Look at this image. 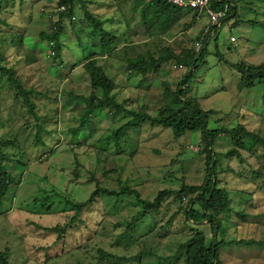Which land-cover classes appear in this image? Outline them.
Returning <instances> with one entry per match:
<instances>
[{
	"label": "rangeland",
	"instance_id": "374dc122",
	"mask_svg": "<svg viewBox=\"0 0 264 264\" xmlns=\"http://www.w3.org/2000/svg\"><path fill=\"white\" fill-rule=\"evenodd\" d=\"M28 1L35 2L33 6L22 9L18 0L5 1L0 8L1 33L8 36V33L24 32L22 39L16 35L5 42L6 61L13 63L23 73L32 72L45 79L41 84L38 82L39 89H45L51 83L59 94L55 97L46 94L34 96L37 113L45 119L48 131L53 134L44 132L48 145L38 147L35 128L23 125L27 110H22L19 101H15L13 90L4 87L5 77L0 76V106L5 117L4 123L0 119V137L6 134L3 138L15 140L13 145L7 147V152H15L14 146H21L25 150L3 164V168L10 171L15 180L4 199V207L0 209V249L9 251V264H184L185 249L176 251L180 243L196 231L204 232L210 239L212 226L209 222L195 224L188 221L184 210L188 200L180 202L174 196L154 214L153 223L151 218H146L139 223L135 232H128L127 224L135 222L139 216L140 207L134 195L124 197L126 200L119 204L103 194L105 199L101 197L97 203L83 209L76 224L67 233L65 243L61 241L59 244L58 250L65 248L69 253L66 252L62 258L56 256L51 261L46 260L42 247L53 244L58 234L44 227L69 223L75 213L71 205L62 203L63 197L54 194V185L74 201L89 199L96 188V180L100 186L114 190H119L122 183L130 185L138 189L143 197L154 199L162 189L175 190L184 184L203 183L207 170L204 158L199 155L203 144L201 131H188L175 139L169 128L144 122L140 130L129 129V135H122L119 142L106 140L111 131L126 121L121 118L123 114L113 108L97 110L87 127L78 136H73L72 129L79 125L87 107L84 100L76 97L88 96L91 92L82 64L94 53L100 55V63L105 66L108 75L116 80V98L124 101L128 109L139 110L148 105L156 114L161 103L172 98L171 93H165V83L175 89L184 74L183 69L173 65L163 68L156 77L145 80L140 74L129 72L127 60L136 58L152 45L153 40L149 38L139 12L134 8L136 0L120 1L123 18L118 13L111 24L120 33L129 25L127 35L132 42H122L108 55H103L101 48L93 45L91 40L80 45L78 29H74L68 18L64 19L61 40L66 61L63 67L54 66L52 43H46L40 35L43 31L51 32L54 22L59 19L56 13L58 0ZM93 2L91 7L95 12H114L108 4L111 0ZM255 5L256 9L260 7L257 15L251 9H242L240 5L239 16L245 13L247 18L264 21V1H256ZM240 17H231L224 22L217 38L211 36L208 63L201 65L197 71L193 90L204 109L216 110V114L211 115L210 128H232L244 124L264 138V84L239 91L241 73L231 65L242 61L255 65L264 62V28L253 26L250 21L242 22ZM204 23V18L197 23L195 21L187 31L180 30L178 26L168 35V40L180 51L184 46L183 38L193 40L200 32L199 26ZM232 36L236 41L231 40ZM217 44L224 55L223 59L217 56ZM29 63L30 71L27 70ZM72 92L74 96L69 100ZM10 115L13 120L7 123ZM33 121L31 117L30 124H34ZM246 141L247 148H251L254 140ZM232 145L231 137L223 134L215 149L224 153ZM52 149L56 151L51 153ZM262 151L261 147L257 149V153ZM242 152L245 161L223 157L219 168L220 186H225L232 198L230 211H225L222 216V235L226 240H260L264 239V176L256 184L247 182L243 177L250 176L253 170L263 169L255 154L249 150ZM115 168H119L120 177L111 171ZM256 185L261 188L254 197L252 194ZM48 194L53 212L43 216L22 210L33 208L30 205L37 195L47 201ZM40 203L43 204L42 201ZM42 207L41 204L37 205L38 210H45ZM196 208L200 209V206ZM141 249L145 251L142 261L128 260ZM108 253L111 255L108 256ZM221 260L223 264H264V246H223Z\"/></svg>",
	"mask_w": 264,
	"mask_h": 264
},
{
	"label": "trees",
	"instance_id": "16d2710c",
	"mask_svg": "<svg viewBox=\"0 0 264 264\" xmlns=\"http://www.w3.org/2000/svg\"><path fill=\"white\" fill-rule=\"evenodd\" d=\"M5 1L15 0H0V8L5 4ZM18 1L20 8L22 9L28 8L35 2L28 0ZM111 1L112 2L108 4L110 8L114 9V12L110 13L107 11L105 13H100L92 10L91 5L94 4L93 0H58L56 13L59 16V19L54 22V27L51 32L43 31L40 33L43 41L46 43H52L51 56L55 59L54 66H65L64 63L66 57L63 42L61 40V32L64 29V19L66 18L72 22L75 30L78 29L77 34L80 45L83 44V42L91 40L93 45H98L101 48L103 55L110 54L122 42H132L128 37L129 35H127L128 27H130L129 25H126L125 31H122L121 33L116 27L111 26V24H113L112 22L118 16L117 14L121 13L119 2L123 0ZM211 1L212 6L215 9L223 7L226 2L231 4L230 16L227 19L229 20L231 17H240V5L242 6V9L246 11L251 9V11H254L257 15L260 7L257 6L258 9L254 8L256 6V1L264 0ZM134 8L138 10L141 23L144 24L149 38L153 40H151L152 43L150 41L152 45L144 51H141L136 58L127 60V68L129 69V72L131 74H140L145 80L147 78L151 79L152 77H156L163 68L173 65L175 68L180 67V70L183 69L184 74L175 89H171V85L165 83V93L166 91L169 94L171 93L172 98L167 102L161 103L156 114L152 108H148V105L142 106L139 110L128 109L124 101L120 102L116 98L114 93V90L118 86L116 80L108 75L105 66L100 63V55L94 53V56L87 58L82 64L89 78L88 84L91 92L88 96L78 95L76 97L84 100L87 107L82 113L79 125L72 129L73 136H78L80 132L87 127L92 115L97 110L105 107L113 108L116 112L123 114L121 118L126 119L125 123L107 135L106 140L119 142L122 135H129V129L140 130L141 125L144 122H150L154 126L162 125L169 128L175 139L182 137L188 131H201L203 133V144L199 151V155H201L205 161L207 170L206 179L203 183L198 185L184 184L180 189H162L154 199L143 197L138 189H135L130 185L122 183L119 190H114L100 186L98 184L99 181L96 180V188L89 199L85 201H74L70 199L68 194H63L62 192L64 191L57 189L54 185V194L63 197L61 200L62 203L64 202L65 205H71V208L74 209L75 213L69 223L53 227H44L46 230H51L58 234V237L53 244L47 247H42L45 252L46 260L51 261L56 256L61 258L65 256L67 251H65V248L62 251L58 250L59 244L67 238V233L70 228L76 224L83 209L87 206L94 205L99 201V198L101 199V197L102 199H105L103 194L110 199L115 200V202L117 201L119 204H123L126 200L124 197L127 198L129 195H134L137 204L140 207L139 216H137L135 222L127 224L128 232H135L139 223L146 218H151V222L153 223L154 214H157L161 210L164 202L170 197L174 196L179 199L180 202L188 200L184 208L185 218L195 224L209 222L212 226V235L210 239H208L204 232L196 231L195 233H191L187 240L180 243L176 251L181 252L185 249L184 264H223L221 260L223 246L225 248L231 245L264 246V239L226 240L222 235V216L225 211H230L232 199L230 191L225 186H220L221 171L219 168L222 166V158H237L240 162H243L245 161V155L242 152L243 150H249L252 152L251 154H255L263 171L253 170L250 176L240 177L245 178L246 181L251 184H256L255 182L259 181L260 178L264 176V138L254 133L244 124H239L237 127L232 128L226 126L218 128L209 127L211 115L216 114V110L204 109L202 107L199 98H197V95L193 90V83L197 71L202 67L201 65L208 63V46L211 36L209 35L208 39L203 40V47L199 51L196 49L195 44L202 39L201 32H199L193 40L183 38V49L178 51L175 49V45L168 40V35L170 36L178 26L181 27L180 30L182 31L189 30L196 21L195 9L183 11L181 7L167 3L165 0H136L134 2ZM121 17L123 18L122 13ZM239 20L242 22L250 21L253 26H261L264 28V21H261L258 18H247L245 13H243V16H241ZM6 24L8 23L6 22ZM23 34L24 32L20 31L8 33V36H4L0 31V76L5 77L4 87H7L8 90H13L12 94L14 95L15 101H19L22 105V110H27V114L24 115L26 122L23 123V125L27 128H35V142L36 145L40 147L41 145L45 146L47 144L43 133L47 132L50 135L52 133L48 131L45 119L41 118L37 113V104L34 101V96L36 98L37 95L46 94L49 97H55L59 93L58 91L55 92V87L52 86L51 83H48V87L45 89H39L37 87L38 82L40 81L39 84H41L45 79L33 75L32 72L23 73L20 71V68H16L13 63L6 61L5 42L10 41L13 36L16 35L18 36V39H22ZM147 44H149V42H147ZM142 46H145V44ZM217 48V56L223 59L224 55L219 50L218 44ZM17 60L20 61V59ZM231 65L234 68H237L241 73V80L238 84L239 91L264 84V62L255 65L242 61L235 64L231 63ZM27 70H31V63L28 64ZM72 96H74L73 92L69 95V100ZM1 103L2 101L0 100V104ZM31 117L34 119V124H30ZM0 119L2 123L5 122L1 106ZM9 120H13L11 115L6 122L8 123ZM55 133L59 137L57 129H55ZM223 134L231 137L233 144L232 147L224 153L218 152L215 149L218 139ZM4 135L0 137V209L4 207V199L9 194V187L15 180L13 174L3 168V164L6 161H10V159L13 160L15 156L19 155L18 153L23 150L21 146H14L13 149L16 150L15 152H7V147L13 145L15 140L3 138ZM247 139L254 140L251 148H247ZM259 147H261L263 151L257 153ZM55 151L56 149H52L51 153ZM118 153H120V151ZM111 171L118 174V177H120L119 168L111 169ZM260 188V186L258 188L256 185V190L252 196L256 197L257 190ZM17 191H19V189H17ZM246 195L250 198V194L247 193ZM49 196L50 194L46 196L47 201L39 195L35 196V199H33V202L31 203L32 205L29 203L33 208L22 210L29 211L31 214H42L43 216L48 215L53 212ZM40 201H42L43 204L40 203ZM38 204H41L43 206L42 208L45 210H38ZM197 205L200 206V209L196 208ZM104 206H106V204H104ZM107 213L108 212H106V214ZM38 226L41 227V225ZM62 243L64 244L65 241ZM8 252V250L0 249V264H9L7 259ZM53 252H55L54 255H51L50 253ZM144 254L145 251L141 249L133 257L128 258V260L138 259L139 261H142ZM107 255L110 256L111 254L108 253ZM164 257L167 256L164 255ZM99 262L101 263L102 261L100 260Z\"/></svg>",
	"mask_w": 264,
	"mask_h": 264
},
{
	"label": "built area",
	"instance_id": "2783aa9c",
	"mask_svg": "<svg viewBox=\"0 0 264 264\" xmlns=\"http://www.w3.org/2000/svg\"><path fill=\"white\" fill-rule=\"evenodd\" d=\"M167 3L179 6L183 11L195 9L196 23L202 18L205 23L200 30L202 39L196 42L195 47L199 51L203 47V40L210 36H217L219 29L230 16L231 4L226 2L223 7L215 9L211 0H165ZM232 41H236L234 36Z\"/></svg>",
	"mask_w": 264,
	"mask_h": 264
},
{
	"label": "crops",
	"instance_id": "0c3cea01",
	"mask_svg": "<svg viewBox=\"0 0 264 264\" xmlns=\"http://www.w3.org/2000/svg\"><path fill=\"white\" fill-rule=\"evenodd\" d=\"M197 25V24H196ZM201 28H202V25L201 26H199V30H201Z\"/></svg>",
	"mask_w": 264,
	"mask_h": 264
},
{
	"label": "clouds",
	"instance_id": "9594fccd",
	"mask_svg": "<svg viewBox=\"0 0 264 264\" xmlns=\"http://www.w3.org/2000/svg\"><path fill=\"white\" fill-rule=\"evenodd\" d=\"M179 68H180V67H179ZM179 68H178V69H179Z\"/></svg>",
	"mask_w": 264,
	"mask_h": 264
}]
</instances>
